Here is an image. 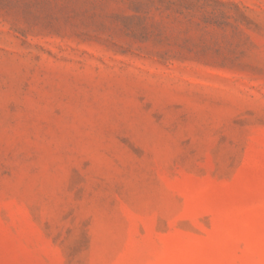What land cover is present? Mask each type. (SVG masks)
Segmentation results:
<instances>
[{
	"label": "rangeland",
	"instance_id": "rangeland-1",
	"mask_svg": "<svg viewBox=\"0 0 264 264\" xmlns=\"http://www.w3.org/2000/svg\"><path fill=\"white\" fill-rule=\"evenodd\" d=\"M0 264H264V0H0Z\"/></svg>",
	"mask_w": 264,
	"mask_h": 264
}]
</instances>
